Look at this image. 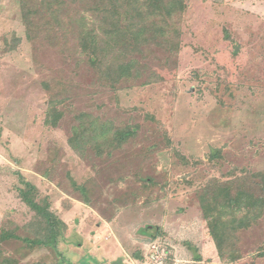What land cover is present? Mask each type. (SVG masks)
I'll return each instance as SVG.
<instances>
[{
  "label": "rangeland",
  "instance_id": "rangeland-1",
  "mask_svg": "<svg viewBox=\"0 0 264 264\" xmlns=\"http://www.w3.org/2000/svg\"><path fill=\"white\" fill-rule=\"evenodd\" d=\"M51 2L0 0V232H45L19 175L67 227L57 250L1 239L0 260L264 264V210L234 232L231 262L199 197L227 180L264 193L253 177L264 171V0H184L158 21L167 33L136 39L90 11L108 0ZM82 114L128 139L75 150Z\"/></svg>",
  "mask_w": 264,
  "mask_h": 264
},
{
  "label": "trees",
  "instance_id": "trees-1",
  "mask_svg": "<svg viewBox=\"0 0 264 264\" xmlns=\"http://www.w3.org/2000/svg\"><path fill=\"white\" fill-rule=\"evenodd\" d=\"M48 4L51 6L53 2ZM107 4L96 5L90 10L96 15H102L111 30L119 37L130 30L133 39L140 34L146 33L148 29L158 27L161 22H166L174 15L180 14L184 9V0H108ZM125 25L122 26V21ZM159 21V22H158ZM161 31L167 33V26L161 23ZM122 27H125L122 28ZM134 27V30L133 28ZM167 30V31H166ZM115 34V35H116ZM141 34V35H142ZM93 45L98 35L91 33ZM128 36L125 37V39ZM125 69H128L125 66ZM57 111L51 108L48 114V123L56 124ZM48 115V116H49ZM88 114L79 116L80 124L73 128V135L69 144L77 151L82 152L87 145L93 147H114L128 139L130 130H114L111 124L100 122L97 119L88 117ZM21 187L18 188L21 199L32 209L36 216L44 223L45 232L40 236L29 238L21 237L13 231H1L0 240L17 238L27 242L29 245L50 246L57 250V242L66 229V223L50 210L48 201H40L37 198V187L32 182L24 179L21 175ZM254 178L261 180L260 187L264 185V171L253 174ZM262 188V187H261ZM264 190V188H262ZM200 204L204 218L208 222L210 234L216 244L219 256L228 261H236L241 258L235 243L233 242L234 232L241 227L251 223L255 213H262L264 210V193L257 195L247 188L243 183L233 180L216 181L209 184L200 192ZM62 258L57 264H65ZM0 264H16L12 257H5ZM71 264V263H70Z\"/></svg>",
  "mask_w": 264,
  "mask_h": 264
}]
</instances>
